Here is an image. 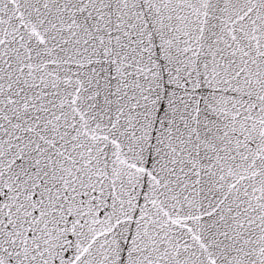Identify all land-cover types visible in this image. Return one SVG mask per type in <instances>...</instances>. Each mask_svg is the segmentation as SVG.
Listing matches in <instances>:
<instances>
[{
  "label": "snow or ice",
  "instance_id": "6c2138e0",
  "mask_svg": "<svg viewBox=\"0 0 264 264\" xmlns=\"http://www.w3.org/2000/svg\"><path fill=\"white\" fill-rule=\"evenodd\" d=\"M0 264H264V0H0Z\"/></svg>",
  "mask_w": 264,
  "mask_h": 264
}]
</instances>
